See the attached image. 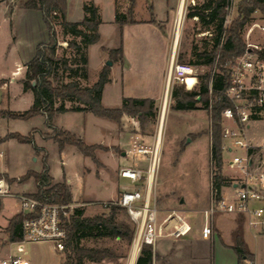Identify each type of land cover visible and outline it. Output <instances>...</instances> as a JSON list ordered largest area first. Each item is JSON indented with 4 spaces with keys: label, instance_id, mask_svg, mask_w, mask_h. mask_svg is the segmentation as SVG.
Listing matches in <instances>:
<instances>
[{
    "label": "crops",
    "instance_id": "1",
    "mask_svg": "<svg viewBox=\"0 0 264 264\" xmlns=\"http://www.w3.org/2000/svg\"><path fill=\"white\" fill-rule=\"evenodd\" d=\"M84 1L81 0V10ZM93 1L102 22L98 26L99 40L86 49L87 78L83 79L87 83L85 86H91L106 65L109 80L104 84L101 92L103 106L118 107L123 97L150 98L155 104L162 105L168 91L167 77L170 62L177 58L176 43L180 42L179 20L184 0H165L163 13L160 15L156 13L152 0V10L148 11L146 16L142 18L133 16L136 23H126L121 27L114 21L115 0L111 1L114 12L108 18H103L99 2ZM0 8L3 17L8 19L10 24L18 10L43 22L41 12L36 9L15 5L9 7L2 2ZM83 17V10L82 17L73 21L68 19L66 13V20L70 22H79ZM151 19L154 22H150ZM106 25L110 33L116 35L108 44H105L107 42L103 32ZM120 38L122 55L111 58L108 49L116 48ZM46 40L34 43L31 54L26 57L13 53L12 48L15 43H10L9 57H6L10 65L3 63L4 65L1 66L3 69H0V175L12 179L10 187L15 193L32 195L36 191L33 178L29 177L22 182L18 179L28 171L40 172L43 161L46 160L52 183L65 181L69 187L71 202L68 206L72 207V210L82 208L86 212L88 207L95 208L116 200L121 191L128 187L124 184L120 185L119 180L123 178L119 175L120 169L133 167L146 170L153 156V148L146 146L149 151L138 154L133 150V144L143 146L141 142L143 140L150 145L155 142V150H157L165 104L162 106L155 139L150 134H143L139 121L132 116L123 115L119 124L91 112L58 113L53 119L54 126L73 133L87 144L107 147L106 150H95L98 163H95L91 157L83 155L74 145L67 144L59 151L57 143L52 138L44 136L51 132L46 125L44 114L38 113L27 119L10 118L3 114L7 111L22 112L32 105L33 93L31 90L24 91L21 81L26 72V63L35 55L36 46ZM106 61H111V65H107ZM59 103L60 100L55 106ZM70 105L71 102L64 101L65 107L68 108ZM9 133L23 136L31 134L38 150L35 151L29 142H20L15 138L4 139L3 137ZM14 148L20 150L18 158L10 153ZM127 154L132 157L126 158ZM20 212L23 213L18 199L0 198V258L16 252L15 249L11 253L6 252L10 245L17 243L9 241L6 228L9 220ZM236 216L241 218L240 225L235 219ZM191 225L193 228V224ZM202 225L195 231L191 229L183 237L160 240L157 247L159 246L163 254L169 258L167 262L164 259L163 263L202 264L201 259L206 251L212 259V264H239V258L233 249L235 234L238 231L244 248L252 256V260H244L241 264H264V235L253 231L241 215L223 214L217 219L213 218L214 234L209 238L201 237Z\"/></svg>",
    "mask_w": 264,
    "mask_h": 264
},
{
    "label": "trees",
    "instance_id": "2",
    "mask_svg": "<svg viewBox=\"0 0 264 264\" xmlns=\"http://www.w3.org/2000/svg\"><path fill=\"white\" fill-rule=\"evenodd\" d=\"M229 0H203L199 5H194L187 12V17H197L201 25L209 30L211 36L210 49L204 48L203 51H193L195 60L189 62L192 65L208 66L207 72L199 76V83L196 90H184V86L174 85L172 97L175 100L174 108L177 110L193 109L195 103L200 102L208 110L210 115V162L214 167L210 180L212 189L220 191L222 186L228 185L229 180L221 175L222 165V118L221 112L224 108L231 106L230 101L223 94L226 88L224 76L220 73L214 75L211 87V70L216 56L219 66L225 59L243 53L246 44L243 39L244 28L251 21V15L255 11L259 12L264 18V0H239L237 3V16L231 20L229 25L224 24L226 17V6ZM136 0H128L129 8L127 15L116 13L114 21L120 27L126 23H136L132 13ZM21 7L36 9L41 12L42 20L48 33V42L40 43L36 46L35 55L26 63V72L22 79L23 90H31L33 93V103L22 112H3L10 118L27 119L38 113L45 115L46 125L51 132L44 136L52 138L61 151L67 144L74 145L83 155L91 157L98 163L95 157L96 149L107 147L98 144H87L81 138L73 133L54 126L53 119L56 114L65 111H85L92 114L121 123L123 115L137 117L139 124L144 119L154 116L155 101L150 98L123 97L122 103L118 107H105L101 103V92L104 84L109 80L108 67L105 65L100 71L97 80L91 85L81 87L78 79L87 78V57L86 49L90 44L99 40L98 26L101 24V18L97 6L93 0H85L82 5L84 17L79 22H70L66 20L67 1L66 0H23ZM152 10V5H149ZM154 22V20H150ZM59 23L64 33L80 37L79 42H67V45L80 52L81 68L73 69L67 67V59H62L63 69L73 73L78 79H71L67 82H58L55 80L58 61L55 57L56 32L55 25ZM212 30V31H210ZM121 31V29H120ZM222 42H221V38ZM111 58L122 55L121 38L116 48L108 49ZM80 71V73H79ZM34 82V84H32ZM60 100L58 106L55 103ZM71 102L67 108L64 101ZM15 138L20 142H29L37 151L31 134L27 136L18 133H9L3 137ZM32 177L36 191L31 195L39 200L50 203H57L68 206L71 202V193L65 181L52 183L48 174L46 160L43 161V168L40 172L28 171L18 180L24 181ZM2 178V175H0ZM12 181V179H10ZM109 213L107 215L83 216L82 208H74L68 217L62 216L65 227V251L64 260L61 264H86L91 261L101 262L103 259L116 257V254L107 247H87L80 244L83 237H110L124 239L131 243L134 227L116 217L117 209L120 206L116 204H106ZM67 210L68 207L66 208ZM28 213H18L10 220L6 228L8 239L11 242L22 240L21 225ZM233 249L239 258V264L244 260H252L251 254L244 248V243L239 232L235 234V244ZM153 251L150 245L143 244L140 254L135 264H152Z\"/></svg>",
    "mask_w": 264,
    "mask_h": 264
},
{
    "label": "rangeland",
    "instance_id": "3",
    "mask_svg": "<svg viewBox=\"0 0 264 264\" xmlns=\"http://www.w3.org/2000/svg\"><path fill=\"white\" fill-rule=\"evenodd\" d=\"M111 1L112 0H97L102 9L103 18H108L114 12V10H112ZM232 1L233 5L229 18L230 22L237 16V3L239 0ZM0 2L7 4L9 7L13 5L21 7L23 0H0ZM202 2L203 0H184L183 2L181 9L182 14L180 15L179 20L180 42L176 43L177 58H175V60L178 62H192L195 60L193 51L200 52L203 51L204 48L210 49L211 47L209 30H206L197 18L186 16L187 12L191 10V7L199 5ZM153 3L156 13L158 15L163 13L165 0H153ZM149 5H152V0H147V4H145V0H136L132 17L142 18L146 16L148 11L150 12ZM114 8L115 14L120 13L127 15L129 8L128 0H115ZM1 11L2 8H0V69H3L1 68V66L4 65L3 63H9L10 65V62L6 59V57H9L8 48L10 43H15L12 48L13 53L20 55L21 57H26L31 54L30 51L32 50L34 43L46 39L45 42L41 43H47L48 38L44 22L39 19L37 20L33 16L30 17L29 15H25L24 12L18 10L13 16V21L10 24L8 19L3 17ZM67 17L72 21L78 20L82 17L81 0H67ZM252 20L257 21L260 25L264 24V18H262L261 14L257 11L252 13L251 21ZM230 22H228L227 25H229ZM250 22L244 28L242 34L244 41L247 40L246 32ZM107 26L108 25L103 28V32L106 36L105 40L107 42L105 44H108L111 39L116 37L115 34L113 35L112 32L110 33ZM55 32V57L58 61V67L53 84L67 82L76 78L71 76L73 75L71 71L63 69L62 59H67V67L70 69L73 68L79 70L82 66L80 62V52H77L73 47L67 45V42H79L80 37L64 33L59 23L55 25ZM248 39L251 42L264 43V32L254 28L249 34ZM208 69V66H204L203 70L198 71L197 73L198 75H201L207 72ZM78 81L81 87H86L85 84L87 83H85L83 79L80 78ZM174 85L181 86V83L171 80L162 105L156 103L154 105V116L144 119L142 124L140 123L139 125L143 134H150L152 138L155 139L162 113V106L165 104L163 121L160 127V143L156 150L157 159L155 161L151 196L156 200L158 217L162 216L170 207L175 208L181 211L185 218L193 224L192 231H195L200 228L204 222L203 210L207 208L209 204L211 193L210 180L213 173L212 171H214V167L210 162L209 151L211 141L210 115L208 110L200 102L195 103L193 109H175V100L172 97V89ZM197 86L189 90H196ZM183 88L184 90L186 89L185 87ZM134 118L138 120L137 117ZM248 137L253 138L257 143L263 141L264 118L261 121L251 123ZM141 142L148 148H153V150H155V142L151 145L144 140ZM234 151L235 152L231 154L228 152L224 153V156L228 160H225L222 156L220 172L221 175L228 180L243 177L239 168L236 166H229L228 161L233 154H243L242 149H235ZM10 153L13 157L18 158L20 150L14 148L11 149ZM127 157L130 158L132 155L127 154L126 158ZM4 179L9 185V192L15 194L10 187L11 180L7 178ZM119 182L120 185H127V188L130 190H144V180L133 183L127 178H120ZM223 187V192L227 194L229 188L226 185ZM106 192L108 193V191ZM25 195L30 196L31 194ZM106 195L108 194H105V196ZM5 197H10V199L16 200L18 199L15 195H7ZM66 208L63 210L65 213L61 212V214L63 217L67 218L73 210H70L69 207V210ZM108 213V207H105L103 204L98 205L95 208L88 207L86 212H83V216L90 217L101 214L107 215ZM223 214L225 213H216L214 219H217L219 215ZM116 217L118 220L126 221L134 227L128 213L121 206L117 209ZM235 219L239 225L242 223L240 217L236 216ZM80 244L87 247H107L116 254V257L103 259L99 263L88 261L86 264H129L130 262L131 243H127V241L120 239L119 237H83L80 240ZM23 245L30 264H61V261L64 260V253L58 252L52 242H26ZM15 247L16 245H10L6 252L11 253ZM162 254L163 252L158 246L153 253L152 264H164V259V261L167 262L169 258L166 254ZM204 255L203 259H201L202 264H212V259L208 252L205 251Z\"/></svg>",
    "mask_w": 264,
    "mask_h": 264
},
{
    "label": "built area",
    "instance_id": "4",
    "mask_svg": "<svg viewBox=\"0 0 264 264\" xmlns=\"http://www.w3.org/2000/svg\"><path fill=\"white\" fill-rule=\"evenodd\" d=\"M232 5L233 1L229 0L226 6L225 26L230 22ZM254 28L264 32V24L251 21L246 32L245 51L225 59L219 66L216 56L211 70L210 87L214 75L222 74L226 83L223 94L231 103V106L221 112L222 156L228 160L224 153L231 154L235 149H242L243 154H233L228 163L230 167L239 168L243 177L229 180L226 185L229 188L227 194L221 189L217 192L211 188L209 204L204 209V222L201 228L203 238H209L214 234L213 218L216 213L241 215L253 231L264 235V139L257 143L248 137L251 123L264 118V43L249 41V34ZM209 35L211 36L210 32ZM222 39L223 37L221 42ZM203 67L204 65H192L189 62L172 59L167 86L169 87L173 80L188 89L186 80L193 77L195 80L191 88L193 89L199 83L200 75L197 72L203 70ZM133 150L138 154L149 151L145 145L138 146L136 143L133 144ZM155 159L156 151L153 150L152 159L145 171L133 167L122 168L119 171L121 177L133 183L144 180V190L125 188L116 200L104 204H116L128 213L134 225L131 253L135 251V259L140 254L143 244L150 245L155 252L160 240L183 237L192 229L191 223L177 209L166 210L158 217L156 200L151 196ZM7 195H15L23 213L30 216L22 222V240L17 241L16 252L0 258V264H30L23 245L26 242H52L58 252L64 253L66 233L61 212L65 213L63 210L69 206L50 203L25 194H11L7 181L0 178V198ZM69 208L72 210V207Z\"/></svg>",
    "mask_w": 264,
    "mask_h": 264
},
{
    "label": "bare ground",
    "instance_id": "5",
    "mask_svg": "<svg viewBox=\"0 0 264 264\" xmlns=\"http://www.w3.org/2000/svg\"><path fill=\"white\" fill-rule=\"evenodd\" d=\"M180 9H181V6H180V8H179V12H180ZM179 17V16H178ZM177 33L178 32H176V35H177ZM194 78L193 77H188L187 78V80H186V83H187V88L188 89H191L192 88V86H193V83H194ZM166 94H167V92H166ZM156 151V150H155ZM157 159V158H156ZM155 159V160H156ZM135 256H136V253H135V251L133 250L132 251V253H131V258H130V262H129V264H132V262L134 261V259H135Z\"/></svg>",
    "mask_w": 264,
    "mask_h": 264
},
{
    "label": "water",
    "instance_id": "6",
    "mask_svg": "<svg viewBox=\"0 0 264 264\" xmlns=\"http://www.w3.org/2000/svg\"><path fill=\"white\" fill-rule=\"evenodd\" d=\"M106 64L111 65V61H107ZM32 84H34V82H32Z\"/></svg>",
    "mask_w": 264,
    "mask_h": 264
}]
</instances>
